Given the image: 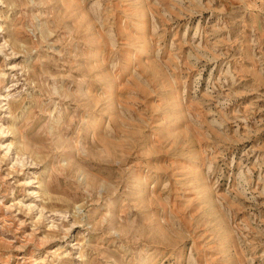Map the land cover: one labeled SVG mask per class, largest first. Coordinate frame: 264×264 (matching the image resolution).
I'll return each instance as SVG.
<instances>
[{
    "label": "rangeland",
    "instance_id": "1",
    "mask_svg": "<svg viewBox=\"0 0 264 264\" xmlns=\"http://www.w3.org/2000/svg\"><path fill=\"white\" fill-rule=\"evenodd\" d=\"M0 264H264V0H0Z\"/></svg>",
    "mask_w": 264,
    "mask_h": 264
},
{
    "label": "bare ground",
    "instance_id": "2",
    "mask_svg": "<svg viewBox=\"0 0 264 264\" xmlns=\"http://www.w3.org/2000/svg\"><path fill=\"white\" fill-rule=\"evenodd\" d=\"M97 124V123H96Z\"/></svg>",
    "mask_w": 264,
    "mask_h": 264
}]
</instances>
